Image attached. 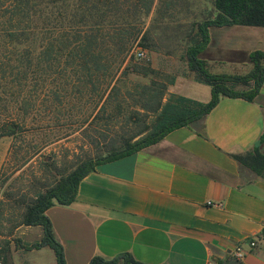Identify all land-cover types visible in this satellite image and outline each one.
<instances>
[{"label": "crops", "instance_id": "0c3cea01", "mask_svg": "<svg viewBox=\"0 0 264 264\" xmlns=\"http://www.w3.org/2000/svg\"><path fill=\"white\" fill-rule=\"evenodd\" d=\"M209 31L201 57L213 73L246 74L254 67L251 53L264 51V26ZM186 73L169 92L211 100V85ZM263 134L264 82L252 101L223 96L201 120L97 165L79 182L71 204L55 201L46 211L66 263L130 253L138 264H208L236 257L242 243L238 264H264V176L234 157L253 150ZM255 235L258 245L251 248L248 239ZM43 236L41 225L17 227L21 244L11 242L6 264H58L50 245L25 247Z\"/></svg>", "mask_w": 264, "mask_h": 264}, {"label": "trees", "instance_id": "16d2710c", "mask_svg": "<svg viewBox=\"0 0 264 264\" xmlns=\"http://www.w3.org/2000/svg\"><path fill=\"white\" fill-rule=\"evenodd\" d=\"M212 1L216 14L196 24L194 35L187 36L184 53L187 66L184 74L189 70L197 80L212 87L211 100L202 102L169 92L176 75L167 78L149 65H131L133 72L151 76L149 81L137 82L125 91L118 85L121 79L118 74L121 69L125 73L127 67L123 70V66L132 47L139 39H146L148 29H145L144 16L150 13L154 0H0V37L17 46L27 42L31 49L26 61L18 60L21 65L40 66L43 53L52 56L51 63L56 64L62 62L58 60V51H63L61 56L65 55V62L78 68L79 82L93 85V90L102 92L101 96L108 87L112 86L111 91H115L97 111L99 117L104 114L98 119L106 120L109 125L116 119L124 129L133 122L142 127L135 135L124 137L119 147L112 145L96 158L81 160L56 185L28 202L19 225H41L44 236L39 242L25 245L26 248L50 245L55 250L58 264H67L63 246L46 214L55 201L71 204L77 196L79 182L97 165L135 153L160 141L172 130L201 120L221 97H244L252 101L257 96L264 82V51L251 53L254 67L246 74L213 73L201 54L211 40V26H264V0ZM46 35L50 43L46 46L38 44ZM44 48L46 50L42 51ZM111 103H114L113 107L108 106ZM15 133V127L4 125L2 131L0 129V136ZM263 144L264 134L253 150L234 157L264 176ZM120 259L123 264H138L130 253L112 260L95 256L90 264H114ZM215 260L217 264H237L225 263L220 258Z\"/></svg>", "mask_w": 264, "mask_h": 264}, {"label": "rangeland", "instance_id": "374dc122", "mask_svg": "<svg viewBox=\"0 0 264 264\" xmlns=\"http://www.w3.org/2000/svg\"><path fill=\"white\" fill-rule=\"evenodd\" d=\"M215 14L212 0H154L150 13L144 16L146 39L134 44L123 66V70L127 67L125 73L121 69L118 74L122 91L151 78L133 72L131 65L137 63L149 65L166 77L184 73L187 36L194 35L199 21ZM47 36L38 44L50 43ZM16 46L0 37V129L5 125L17 130L14 135L0 136L3 264L15 244L11 242H17L16 229L28 202L56 185L81 160L96 158L112 145L119 147L124 137L142 128L133 122L124 129L116 119L110 125L98 119L104 114L99 117L97 111L115 91L108 87L101 96L102 92L93 90V85L79 82L78 68L65 62L63 51H58L62 62L53 64V57L43 53L40 66L21 65L18 60L26 61L31 49L27 42ZM139 51H144L145 56L141 57ZM229 257L232 259L227 258L225 263H239L237 256L238 259Z\"/></svg>", "mask_w": 264, "mask_h": 264}, {"label": "built area", "instance_id": "2783aa9c", "mask_svg": "<svg viewBox=\"0 0 264 264\" xmlns=\"http://www.w3.org/2000/svg\"><path fill=\"white\" fill-rule=\"evenodd\" d=\"M141 57L145 56V52L144 51H139L138 53ZM258 240L259 237L258 236H252L248 239V245L253 248L256 247L258 245ZM235 254L238 258H242L244 256V251H243V244L240 243L239 245H237L236 250H235ZM0 264H3V261L0 260ZM208 264H217L216 260L211 259L209 261Z\"/></svg>", "mask_w": 264, "mask_h": 264}]
</instances>
